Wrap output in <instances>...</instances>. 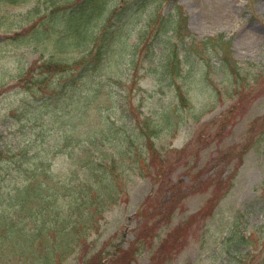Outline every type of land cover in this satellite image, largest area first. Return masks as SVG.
<instances>
[{"label":"rangeland","instance_id":"1","mask_svg":"<svg viewBox=\"0 0 264 264\" xmlns=\"http://www.w3.org/2000/svg\"><path fill=\"white\" fill-rule=\"evenodd\" d=\"M178 2L189 33L160 35L154 59L129 33L76 73L87 43L30 28L53 7L0 0V130L42 164L46 199L27 203L44 201L36 228L49 215L47 247L0 232V264H264V0ZM219 34L228 61L198 42Z\"/></svg>","mask_w":264,"mask_h":264},{"label":"trees","instance_id":"2","mask_svg":"<svg viewBox=\"0 0 264 264\" xmlns=\"http://www.w3.org/2000/svg\"><path fill=\"white\" fill-rule=\"evenodd\" d=\"M25 3L29 0H23ZM113 0H65L61 8L48 14L47 17L43 18L42 21L34 26L35 31H41V34L48 33L56 40L68 43L75 47L80 46L82 43H87L88 47L85 53L78 60V62L84 67L86 64H95L101 61L106 55L111 52L112 45H119L122 39L125 38V33L127 28L135 25L138 19V12L142 9H146L150 6V15L146 18L149 26L154 22L156 34L166 33L168 30L176 34L189 33L186 27L187 17L183 16L181 12L178 11V15L174 13H169V16L157 15L156 12L159 9L160 0H117V3H112ZM169 2H174V0H169ZM175 16V17H174ZM170 17L173 21H170ZM163 31V33H161ZM223 34H219V38L206 37L205 39H200L204 45L210 44L213 47H217L216 52L221 56H225L226 61L229 60L230 56L225 55L229 52L228 47L230 46V40L225 39ZM143 38V50L144 55L150 59H154L155 42L153 39H147L144 35ZM169 38V37H168ZM180 38V37H179ZM184 39L181 38V42ZM118 48V47H117ZM115 49V48H113ZM90 56V57H89ZM171 59V71H174V64L176 61L180 60V55L176 49L173 48V53L168 54ZM164 59L161 61V68L164 67ZM74 63V62H73ZM73 63L65 60L55 61L50 60L47 66L53 68L62 69L64 72H68L72 69ZM77 72V71H76ZM75 74V73H74ZM175 79L173 76L171 77ZM38 131V130H37ZM7 149L3 147L0 151L7 152V168L4 173L0 174V232L4 233L7 238V229L10 231L17 230V225L21 229V232L17 235L9 234L11 240L19 239L22 242L24 239L26 242L34 243L35 230H38L40 236L37 238V243H41L47 238V230L45 225V219L47 212H45L44 222L39 225L40 228H36L35 224L38 220H41V209L44 205V201L39 207L40 210H33L28 203L31 198L33 199H46V195L41 193V187L37 184L38 176L40 175L39 169L42 166L41 163H37V157L30 158L28 153V144L21 147L17 152H9V144H5ZM2 159L0 152V160ZM20 160L21 163L16 165V160ZM25 161H32L36 166L28 163L23 166ZM42 162V161H41ZM42 177V175H41ZM16 181H14V179ZM16 178H19L17 180ZM174 196V195H173ZM171 196V200H173ZM28 207V208H27ZM38 207V208H39ZM26 210L27 215L25 218L22 216V212ZM19 211L20 216H16V212ZM55 210L52 214H54ZM21 217V218H20ZM23 217V218H22ZM69 224H67L64 229H70ZM181 224L178 225L180 228ZM49 227V226H48ZM81 227L79 231L82 230ZM178 231L174 233L176 236ZM170 233V232H169ZM34 239V240H33ZM36 241V240H35ZM242 239L240 237V240ZM38 246V245H37ZM47 247L46 245H44ZM43 246V247H44Z\"/></svg>","mask_w":264,"mask_h":264}]
</instances>
